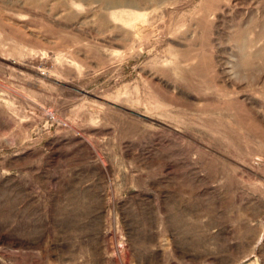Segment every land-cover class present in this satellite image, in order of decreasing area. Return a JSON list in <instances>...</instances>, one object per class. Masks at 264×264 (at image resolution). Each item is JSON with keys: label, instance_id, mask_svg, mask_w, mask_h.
<instances>
[{"label": "rangeland", "instance_id": "obj_1", "mask_svg": "<svg viewBox=\"0 0 264 264\" xmlns=\"http://www.w3.org/2000/svg\"><path fill=\"white\" fill-rule=\"evenodd\" d=\"M0 264H264V0H0Z\"/></svg>", "mask_w": 264, "mask_h": 264}]
</instances>
